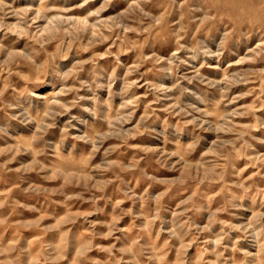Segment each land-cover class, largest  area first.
<instances>
[{"label":"rangeland","instance_id":"obj_1","mask_svg":"<svg viewBox=\"0 0 264 264\" xmlns=\"http://www.w3.org/2000/svg\"><path fill=\"white\" fill-rule=\"evenodd\" d=\"M0 264H264V0H0Z\"/></svg>","mask_w":264,"mask_h":264},{"label":"bare ground","instance_id":"obj_2","mask_svg":"<svg viewBox=\"0 0 264 264\" xmlns=\"http://www.w3.org/2000/svg\"><path fill=\"white\" fill-rule=\"evenodd\" d=\"M248 11H252V9L251 8H248ZM254 11H255V9H254Z\"/></svg>","mask_w":264,"mask_h":264}]
</instances>
